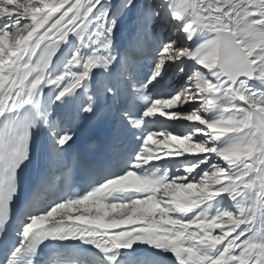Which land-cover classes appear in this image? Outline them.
I'll return each instance as SVG.
<instances>
[{
  "label": "snow or ice",
  "instance_id": "obj_1",
  "mask_svg": "<svg viewBox=\"0 0 264 264\" xmlns=\"http://www.w3.org/2000/svg\"><path fill=\"white\" fill-rule=\"evenodd\" d=\"M0 264H264V0H0Z\"/></svg>",
  "mask_w": 264,
  "mask_h": 264
}]
</instances>
